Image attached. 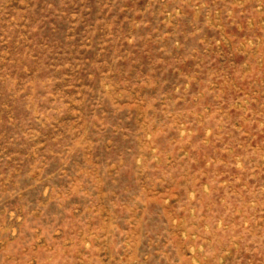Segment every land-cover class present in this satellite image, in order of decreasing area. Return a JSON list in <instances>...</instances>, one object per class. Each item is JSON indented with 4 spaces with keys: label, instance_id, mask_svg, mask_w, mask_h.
<instances>
[{
    "label": "rangeland",
    "instance_id": "374dc122",
    "mask_svg": "<svg viewBox=\"0 0 264 264\" xmlns=\"http://www.w3.org/2000/svg\"><path fill=\"white\" fill-rule=\"evenodd\" d=\"M0 264H264V0H0Z\"/></svg>",
    "mask_w": 264,
    "mask_h": 264
}]
</instances>
